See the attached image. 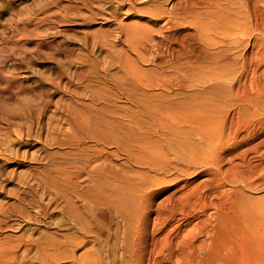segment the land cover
Segmentation results:
<instances>
[{"label": "bare ground", "instance_id": "obj_1", "mask_svg": "<svg viewBox=\"0 0 264 264\" xmlns=\"http://www.w3.org/2000/svg\"><path fill=\"white\" fill-rule=\"evenodd\" d=\"M236 1L247 9L255 3L232 0L227 4ZM173 8L174 13L182 11L178 5ZM171 15L164 22L174 27ZM238 17L230 7L222 22L228 29L230 24L236 25ZM210 24H202L203 39L215 53L202 48L193 61L200 64L190 69L179 60L188 56L184 40L196 41L194 33L175 27L169 34L161 29L135 35L122 31L134 54L128 56L131 63H110L116 73L104 74L101 87L87 84L82 94L73 89L70 101L61 100L60 114L51 119L46 135L38 137L41 169L33 165L36 159L31 162L24 187L14 193L16 203L0 209L6 227L15 221L18 226L41 224L39 238L29 235L32 239L26 243L39 253L36 264H264V196H253L264 191V23L253 30L246 29L244 21L242 24L258 48L255 57L242 51L239 55L240 36L233 28L219 39L215 33L222 23ZM154 32L160 37L154 38ZM137 35L142 36L136 44L140 47L132 41ZM149 48L152 58L145 56ZM139 63L151 64L157 71L175 69L180 89L190 87L196 79L195 88H190L206 91L198 100L201 105L192 106L191 115H187L188 103L184 104L185 116L177 108L180 111L174 109L178 113L170 115L182 113L177 118L169 122L159 119L151 99L170 93L174 78L153 80V73L150 80L145 75L152 74L151 70ZM180 124L190 129L178 132ZM194 139L197 141L192 142ZM186 142L193 152H187ZM191 171L206 173L204 182L191 185L185 181ZM169 177L170 181L171 177L178 179V184L157 189ZM165 192L155 209L157 197ZM206 195L213 197L209 203ZM210 209L214 212L194 227L197 236H189L184 230L188 218ZM53 212L62 214L64 221L52 229L48 216ZM178 218L182 223L160 237ZM199 236L204 239L198 241ZM15 253L2 251L0 264H18Z\"/></svg>", "mask_w": 264, "mask_h": 264}, {"label": "rangeland", "instance_id": "obj_2", "mask_svg": "<svg viewBox=\"0 0 264 264\" xmlns=\"http://www.w3.org/2000/svg\"><path fill=\"white\" fill-rule=\"evenodd\" d=\"M229 2H232V0H0V209H2V207L7 208L12 203H16L15 194L24 187V185H22L24 182L23 179L29 176L30 171L28 172V170H30L33 162L37 160L38 162H35L37 165H33L41 169L40 152L42 144L39 138H41V135L43 137L46 135L48 125L52 121L51 119L60 114V109L62 107L61 100L65 99L70 101L73 98V96L69 94V91L76 89L82 94L87 84H92L96 88H99L103 84L104 74L113 75L116 73L115 66L111 67L110 63L121 65L131 63L130 57L128 56L133 57L134 54L125 43L126 36H123L124 33L127 34L130 32L129 35L142 31L149 33V31L152 30L161 29L164 34H169L171 31L174 32L175 28L176 30H183L186 34L194 33L196 41L192 42L191 38V40H184L187 46L186 50H188V56L179 60L180 64L184 61V68L187 67V69H190L200 64L201 61L195 63L193 61L195 60L194 58L199 56L198 53L202 48L208 52L215 53L214 48L208 46L210 43L205 42L203 39V25L208 22L207 27H209L211 21L216 23L220 22L222 24L215 35L219 39L224 38L223 36H225L224 34L228 32L229 28H233L240 36L241 49L238 51L239 55L242 51V53L248 52L249 55L251 54L255 57L258 48L252 45V40L248 37V33L245 34L246 32L242 24L244 21L246 29L252 27V30L253 26L257 24L263 25L264 0H255L256 5L254 3L249 9L239 1L227 4ZM176 5L182 8V11H175L174 13L173 7ZM185 6L187 7L185 8ZM230 7L235 10V15L238 13L239 17L236 25L230 24L227 29L225 23L222 21H224L225 15L228 13ZM183 9L186 12H184ZM169 14H172L171 16L174 22L172 25H174L175 28L171 25L167 26L165 23L166 20L169 19ZM127 29L129 30L128 32ZM122 31H124V33ZM242 34L246 36H242ZM152 35L154 38L160 37L155 32ZM137 37L138 35L134 36V39L132 38L134 45L139 44L142 39V36L138 37V39ZM143 40L145 42V39ZM146 52L147 55L145 56L147 58H152V50L150 49V51L148 50ZM186 63L188 64L186 65ZM139 65H142V63H139ZM142 66L145 70H151L150 72L152 74L149 73L150 75H145L149 76L148 79H150V77L153 78L152 75L155 73V75H153V80H158L164 76L169 77H166L167 80H172L176 74L175 69H158L160 72L162 71L160 74L151 64L143 63ZM164 71L167 73H164ZM156 74L158 75L156 76ZM247 74L248 76L252 75V68L247 71ZM175 79L176 78L173 79L170 93H165L163 97L156 95L155 98L151 99L153 103L152 108H155V110L162 115L161 117L158 114V118L164 121L177 118L182 113H184L185 116L187 114V112H185L187 110L186 108H190L188 110L189 114L187 115H191L193 107L195 109V107L199 106V103L201 105L202 101L198 100H202V93L205 94L206 92L203 91V89H199L200 92L197 88H190H195L194 84L198 83L196 79H193L191 82L193 84H190L191 86L186 89H180L176 81L177 79ZM188 80H190L189 77ZM56 83L60 84V88H55ZM195 90L198 92L195 93ZM180 91H184L187 95ZM191 91L193 95L189 94ZM172 92L176 93L173 94ZM158 93L159 92H157V94ZM157 96L159 98H157ZM164 96L167 99H165ZM86 98L89 97L87 96ZM182 98L185 102L182 101ZM164 99L166 101H164ZM179 99L181 101H179ZM171 100L174 101L172 102ZM191 101L193 103H191ZM154 102L155 104L157 102V105H155ZM161 102L164 104H161ZM165 102L168 108L164 106ZM181 102H183V104ZM188 103L189 105L191 104V107L193 106L192 109L189 105H186ZM95 104L98 108L104 107L102 103ZM171 104L173 106L175 104L174 108ZM78 106L80 107V105ZM177 108H180L181 112L182 110L183 112L179 113L177 117L176 114L174 115L175 117L170 116L171 114L178 113L174 112V109L180 111V109ZM166 112H169V115L168 113L166 114ZM176 124L177 123H175V125ZM188 127L189 126L180 124V126H176V129L174 126L178 132L190 129V127ZM27 130L28 132H26ZM38 134H40V136H38ZM38 140H40V143ZM25 141L27 143H25ZM194 141L196 142L197 139H194L192 142ZM185 144L187 145V152L191 153L192 150H190V145V148L188 147L189 143L186 142ZM17 161L22 162L19 164ZM119 163L120 162H118V164ZM191 173H193V171H191ZM196 173L189 174L188 177H185V181H188L191 185L192 183L193 185H197L204 182L206 173ZM19 178H22V182L21 180L18 181ZM169 179L170 177L167 178L166 182L158 185L157 189L165 190L178 184V179L175 180V177H171V181ZM166 195L167 193L165 192L162 196L157 197L154 205L156 206L155 209H158L159 204L163 201L161 199H164ZM262 195L264 196V191L253 194L254 197H262ZM206 198L209 203V201L212 200L210 198L213 197L206 195ZM213 212L214 210L210 209L206 213L200 212L196 214L197 216L188 218L184 230L186 232L188 231L191 237L197 236V229L194 227L200 221L205 218L207 219ZM32 213L34 216L37 215L36 218L41 221V217L38 216L36 212L32 211ZM2 219L0 214V227L2 226L0 228V247L4 248L2 251L12 250L14 253L16 252L18 264H36V261L39 259V253L35 248L28 246L26 243L32 238H36V236L39 238L41 224L37 227L31 226L30 224L18 226L19 223L15 221V224L13 223L11 227H6L5 221ZM63 221V216L59 212H53L48 216V222L51 224L52 229L61 225ZM180 222L182 223L180 218L174 222H170L159 236L162 237L164 236L163 234L169 233L170 229L172 230ZM29 235L32 238H30ZM27 237L30 239L28 238L27 240ZM203 239V236H199L198 241ZM15 241L17 243L16 245H14ZM18 244L21 245V247ZM6 245L9 250L5 248ZM12 246L17 247L14 248ZM23 247L25 250L27 249L26 252ZM2 251L0 248V253ZM24 253H26L25 256L23 255ZM109 262L111 263L110 259Z\"/></svg>", "mask_w": 264, "mask_h": 264}]
</instances>
